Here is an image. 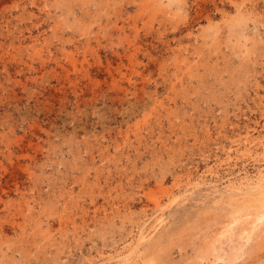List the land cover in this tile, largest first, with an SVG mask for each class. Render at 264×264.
Returning a JSON list of instances; mask_svg holds the SVG:
<instances>
[{"label":"rangeland","instance_id":"1","mask_svg":"<svg viewBox=\"0 0 264 264\" xmlns=\"http://www.w3.org/2000/svg\"><path fill=\"white\" fill-rule=\"evenodd\" d=\"M263 174L264 0H0V264H224Z\"/></svg>","mask_w":264,"mask_h":264},{"label":"bare ground","instance_id":"2","mask_svg":"<svg viewBox=\"0 0 264 264\" xmlns=\"http://www.w3.org/2000/svg\"><path fill=\"white\" fill-rule=\"evenodd\" d=\"M227 191L230 194L234 195H253L254 198L260 199V204L255 205L254 207H251V205H249L246 210L244 209L243 211H239L238 213H236L235 216H231L230 219L223 222L220 228V232L217 233L216 238H212L213 240L206 241L204 247L200 248L201 259H207L212 263L220 261L224 264H234L240 256L239 252L241 249L239 243L246 239L252 233V231L256 227H258L259 223L264 219V202H262L264 201V179L262 181L260 180V182H258L256 185L244 191L237 189V187L230 188ZM196 194V191H191L185 194L173 195L165 204L161 203L159 199H156L155 210L152 213V216L143 221L136 233L132 244L127 249V251L118 254L117 256H111L110 258L128 259L132 254H137L139 247L145 241H147L148 229H152L158 226L166 210L171 208L175 203L179 202L180 200H183L188 197L193 198ZM152 221L153 223H151ZM225 243L229 245V250L224 248ZM140 264L145 263L141 262Z\"/></svg>","mask_w":264,"mask_h":264}]
</instances>
